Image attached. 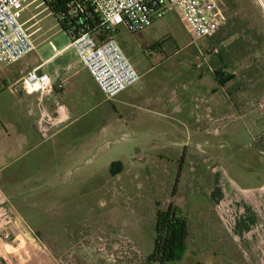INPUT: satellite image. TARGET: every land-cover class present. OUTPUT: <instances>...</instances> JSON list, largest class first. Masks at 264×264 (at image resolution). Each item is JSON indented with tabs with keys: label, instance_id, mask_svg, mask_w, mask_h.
<instances>
[{
	"label": "rangeland",
	"instance_id": "rangeland-1",
	"mask_svg": "<svg viewBox=\"0 0 264 264\" xmlns=\"http://www.w3.org/2000/svg\"><path fill=\"white\" fill-rule=\"evenodd\" d=\"M223 1L228 24L213 38L198 39L179 13L135 35L124 28L117 33L123 51L144 75L141 82L147 90L156 91L155 85L181 70L186 81L203 79L211 89L216 86L217 107L230 99L232 117L218 108L209 124L213 128H208L217 133L197 134L182 125L183 115L175 116L166 128L167 141L178 134L184 137L182 145L143 144L142 138L125 131L106 136L98 151L90 146V155L100 156L101 165L120 162L134 171L119 177L120 171L112 174L106 169L88 176L89 192L65 194L51 211L53 224L34 225L53 235L42 240L57 259L55 264H153L149 257L155 249L157 215L170 203L180 208L188 224L183 260L170 264H247L241 243L224 242L219 221L224 202L220 205L217 199L244 200L247 193H261L264 187V155L259 151L264 149V51L256 40L264 38V0ZM36 14L25 24L35 42L42 37L61 46L68 40L46 5ZM159 42L162 48L155 47ZM36 57L33 53L23 62L31 64ZM221 69L235 79L221 86L215 78ZM8 98L0 96V108ZM197 105L201 107L200 100ZM103 112L99 108L88 114V121L97 117L92 131H101ZM94 185L105 188L92 192ZM245 205L244 227L264 225V218ZM212 232L215 241H210Z\"/></svg>",
	"mask_w": 264,
	"mask_h": 264
},
{
	"label": "crops",
	"instance_id": "crops-1",
	"mask_svg": "<svg viewBox=\"0 0 264 264\" xmlns=\"http://www.w3.org/2000/svg\"><path fill=\"white\" fill-rule=\"evenodd\" d=\"M38 40L34 52L37 57L31 64L23 62L24 58L16 64L0 65V96L9 97L0 108V204H6L13 213L17 236L16 243L0 245V264L57 263L51 248L42 240L43 236L53 235L34 225H52L51 211L56 208L58 199L72 192H89L88 176L106 169L110 171L111 165L99 163L100 156L95 159L90 155V146L98 151L100 145L104 146L106 136L125 131L142 138L143 144L182 145L184 137L178 134L171 137L175 140L167 141L170 138L166 128L175 116L183 115L182 125L197 134L217 133L208 128L212 120L215 121L218 108L228 118L232 117L230 99L217 107L216 86L211 89L203 79L186 81L181 70L170 74L161 85H155L154 92L147 90L141 80L115 100L108 101L77 52L72 48L65 50L68 40L58 46L63 51L57 56L50 48V42H54L42 37ZM37 67L50 76L54 87L53 93L43 100L38 94H28L17 87L25 74ZM188 84L192 88H188ZM13 87H17V91ZM58 108L64 113L65 122L54 127L52 137L46 139L39 131L38 121L44 110L50 112ZM99 108L104 109L102 128L100 132L92 131L97 117L89 121L87 117ZM262 150L259 151L264 155ZM126 171L130 173L134 169L123 165L118 176L128 174ZM73 178L78 179L75 188ZM104 188L105 185H94L91 191ZM263 188L262 194L247 193L249 196L244 195V200L240 196L217 199L220 205L224 202L219 220L223 223L220 225L224 228V242L233 239L241 243L247 264H264V225L258 229L244 227L246 217H242L245 212L242 207L246 204L247 211L253 210L256 216L264 218ZM213 236L215 232L210 241L216 240Z\"/></svg>",
	"mask_w": 264,
	"mask_h": 264
},
{
	"label": "built area",
	"instance_id": "built-area-1",
	"mask_svg": "<svg viewBox=\"0 0 264 264\" xmlns=\"http://www.w3.org/2000/svg\"><path fill=\"white\" fill-rule=\"evenodd\" d=\"M44 0H0V65L20 62L37 49L27 22L37 18L36 11ZM223 0H66L65 10L57 19L74 26L64 32L105 98L113 101L141 81V74L123 51L116 38L124 28L135 35L173 13H179L198 39L217 36L228 24ZM49 10V9H48ZM93 11L99 18L97 29L89 20ZM52 14V13H51ZM53 15V14H52ZM54 56L61 50L51 43ZM212 52L217 53L216 49ZM28 94H38L41 100L50 96L54 87L50 76L40 67L28 71L17 86ZM17 87H13L17 91ZM65 122L60 108L44 110L38 128L44 138L52 137V129ZM17 242L16 221L6 204H0V245ZM104 251V249H102Z\"/></svg>",
	"mask_w": 264,
	"mask_h": 264
},
{
	"label": "trees",
	"instance_id": "trees-1",
	"mask_svg": "<svg viewBox=\"0 0 264 264\" xmlns=\"http://www.w3.org/2000/svg\"><path fill=\"white\" fill-rule=\"evenodd\" d=\"M49 11L59 17L65 10L66 0H44ZM92 18L89 20L93 29H97L99 22L98 16L91 10ZM67 22H61L64 32L71 30L74 26H68ZM232 29V28H231ZM235 29H232L231 34ZM239 40V39H238ZM258 47L264 51V38L256 39ZM241 41V40H239ZM163 42H159L155 47L162 48ZM234 63V62H233ZM232 63V64H233ZM226 64V62H225ZM231 65V64H230ZM217 82L223 86L235 79L232 73H226L225 69L215 72ZM123 166L120 162L113 163L110 167L112 174L122 171ZM181 175H178L175 190L180 183ZM188 238V224L185 217L181 215V210L174 203H170L166 210H160L157 215L156 241L153 254L149 257V263L170 264L178 263L183 260L185 246Z\"/></svg>",
	"mask_w": 264,
	"mask_h": 264
}]
</instances>
